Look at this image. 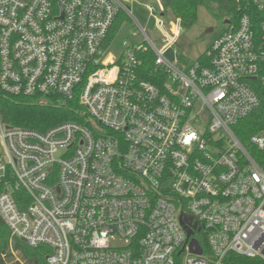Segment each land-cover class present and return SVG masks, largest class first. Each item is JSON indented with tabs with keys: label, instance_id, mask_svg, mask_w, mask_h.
Wrapping results in <instances>:
<instances>
[{
	"label": "built area",
	"instance_id": "2783aa9c",
	"mask_svg": "<svg viewBox=\"0 0 264 264\" xmlns=\"http://www.w3.org/2000/svg\"><path fill=\"white\" fill-rule=\"evenodd\" d=\"M250 1L258 20L184 63L166 56L179 21L166 30L153 7L160 45L135 21L147 46L114 56L103 45L123 0H0V91L87 115L45 132L0 119V264H29L16 240L46 264H264V132L233 133L264 101V0Z\"/></svg>",
	"mask_w": 264,
	"mask_h": 264
},
{
	"label": "trees",
	"instance_id": "16d2710c",
	"mask_svg": "<svg viewBox=\"0 0 264 264\" xmlns=\"http://www.w3.org/2000/svg\"><path fill=\"white\" fill-rule=\"evenodd\" d=\"M216 7L223 22H228L217 37L226 32L230 27H235L241 16L247 14L253 21L258 20L259 12L250 0H172L170 5V17L179 21L183 30L191 28L197 20L199 7ZM123 19L120 14L113 22L103 47L107 48L115 38ZM213 39V40H214ZM212 40V41H213ZM211 44V43H210ZM144 70L149 71L153 66V54L146 53L142 56ZM87 117L83 107L77 100H67L60 96L52 97H21L10 96L0 91V119L10 127H19L45 132L49 128L65 121L85 123ZM264 132V101L260 100L259 107L240 120L234 127V135L245 145L253 134ZM9 231L0 219V253H4L9 244ZM203 247L205 245L203 244ZM16 249L20 251L22 258L29 264H46L45 256L48 252L41 247L36 249L27 248L23 243L16 240ZM252 261L236 257L237 264H250Z\"/></svg>",
	"mask_w": 264,
	"mask_h": 264
},
{
	"label": "rangeland",
	"instance_id": "374dc122",
	"mask_svg": "<svg viewBox=\"0 0 264 264\" xmlns=\"http://www.w3.org/2000/svg\"><path fill=\"white\" fill-rule=\"evenodd\" d=\"M125 10H121L120 17L123 19L114 40L112 41L109 52L114 56H118L125 51L123 43L126 42L128 47L147 46L146 42H142L144 37L141 34L133 36L134 32L139 29L136 22L145 30V34L158 46L159 35L155 27V18L149 14L146 6L155 9L154 15L161 17L164 22V28L168 29L167 21H170V5L172 0H123ZM127 10L132 16L128 15ZM136 21V22H135ZM227 29L223 18L214 5L210 8L199 7L197 10L196 23L189 29L183 30L176 44L167 53L169 60L177 58L187 63L195 61L210 45L221 28ZM212 29V32L209 30ZM142 42V43H141ZM197 236V235H195ZM201 237V236H200Z\"/></svg>",
	"mask_w": 264,
	"mask_h": 264
},
{
	"label": "water",
	"instance_id": "95a60500",
	"mask_svg": "<svg viewBox=\"0 0 264 264\" xmlns=\"http://www.w3.org/2000/svg\"><path fill=\"white\" fill-rule=\"evenodd\" d=\"M228 22H225V24H227ZM209 32H212V29L209 30ZM48 97H51V94H48ZM183 216L180 217L181 219V225L184 228V230L186 231V235H187V239L192 235V231L190 230V228L188 227V225L186 224V222H190V218H188V220L186 218H182ZM190 251L194 254H201V249L197 243V241L195 240H191L190 243ZM15 244H12V247H14Z\"/></svg>",
	"mask_w": 264,
	"mask_h": 264
},
{
	"label": "flooded vegetation",
	"instance_id": "af4514ba",
	"mask_svg": "<svg viewBox=\"0 0 264 264\" xmlns=\"http://www.w3.org/2000/svg\"><path fill=\"white\" fill-rule=\"evenodd\" d=\"M221 31H219L218 33H220Z\"/></svg>",
	"mask_w": 264,
	"mask_h": 264
}]
</instances>
